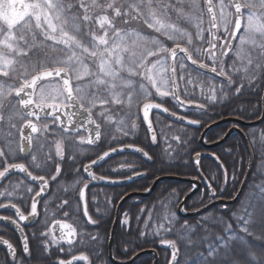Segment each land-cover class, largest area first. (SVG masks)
<instances>
[{
  "label": "snow or ice",
  "instance_id": "1",
  "mask_svg": "<svg viewBox=\"0 0 264 264\" xmlns=\"http://www.w3.org/2000/svg\"><path fill=\"white\" fill-rule=\"evenodd\" d=\"M133 23H142L151 32L135 30L131 27ZM166 41H171V46ZM182 43L184 46H181ZM177 49L184 55H179ZM186 60L198 69H207L205 72L191 70L205 81L224 78L207 85L206 98L212 103H236L247 94L255 93L259 97L257 104L246 107L239 103L233 114L241 119H251L253 113L264 110V0H0V181L9 180V186H3L0 191V198H3L0 208L10 206L14 209L18 219H12L11 223L22 237L23 254L18 257L16 248L7 239L0 240V244L6 246L13 264H32L33 260L43 259L30 249L29 237L24 233L22 223L30 221V218L35 220L40 215L38 204L41 200L38 198L47 194L50 180L61 176V165L65 160L63 139L54 141L55 159L50 153H45L46 159L40 162L33 154L34 141L36 151H42L49 143L50 136L47 134L59 131L71 135L81 129L88 131L89 136L87 140L80 136V144L98 146L102 135H110L113 141H118L135 133L142 111L151 141L157 143V135L164 137L165 133H158L153 127L150 114L154 109L165 113L169 109L163 108L160 103L142 101L152 96L150 85L159 97L171 95L183 108L185 101L179 98L175 89L178 69L179 79L183 81L185 78ZM205 60L211 63H205ZM169 69L170 76L166 75ZM209 72L215 77H210ZM46 80L56 83H39ZM187 83L193 81L190 79ZM13 93L26 110L23 113L14 112L15 105L6 103ZM96 109L98 111L94 113ZM94 114L100 122L93 118ZM17 116L21 119L34 116L36 121L51 118L53 123H58L51 129L44 123L41 129L31 119H25L18 128L13 122ZM199 123V119L187 120L188 125ZM104 124L113 125V131H102ZM88 125L94 127L89 128ZM172 139L181 142L179 135ZM183 143L187 146V139ZM124 147L134 148L148 160L153 159L141 147L126 144L119 151H123ZM168 149L171 151L160 157L164 167L179 155H172L176 149L171 144ZM116 151V147H111L98 159L83 165V171L91 181L107 180L103 175L97 176L92 165ZM228 152L231 154L232 149ZM21 154L31 155L28 165L19 162ZM69 159L74 160V157L69 154ZM214 160L223 172L224 187L219 191H226L231 184L232 193L227 198L235 199L239 195L236 186L241 183L236 167L240 161L236 160L229 168L219 156H215ZM194 163L200 166L199 153ZM73 170L76 174L80 173L75 166ZM12 173H23L36 182L37 190L26 187L27 193L32 194L27 214L21 206L12 202L18 199L17 190L21 186L11 183ZM201 175L204 176L203 173ZM204 178L210 192L209 199L220 198L214 187L218 179L215 172L210 171ZM81 181L79 175L67 181L64 190L71 195L62 199L57 207L69 205L63 211L64 216H69L72 201L78 195L73 216L83 204V216L87 217V223L96 225L102 217L94 219L89 215L85 192L88 182L77 188ZM108 204L111 205L110 198ZM222 207L229 209L228 205ZM203 218L207 219V215ZM8 219L10 217L0 215V221ZM151 219L152 213L149 212L144 229L139 233L141 237L146 234L145 229ZM165 219L173 225L175 213L166 214ZM136 223L139 225L140 216L136 217ZM55 224L59 225L60 237L57 240L52 236L51 243L64 242L68 248L61 247L59 251L73 253L70 259H59L58 264H74L77 261L90 264L88 255L73 252V246L77 244V227L60 220H56ZM211 224L216 227L201 225L202 234L199 235H194L197 231L195 226L184 225L181 227L185 230H177L174 238L162 239L161 243L171 249L169 264H180L181 244L188 249H197L192 264H264V243L255 245L248 240V237H254L264 241V235H257V229L264 233V180L253 184L252 190L241 199L239 207L231 211L230 216L225 212L213 219ZM121 225L126 230L131 227L128 213H124ZM160 227L166 232L172 231L171 226L161 224ZM50 231L41 235L48 236ZM86 231L81 229L80 244L87 239L100 242L98 235H86ZM33 239H36L35 233ZM43 244V252L50 255L49 242L45 240Z\"/></svg>",
  "mask_w": 264,
  "mask_h": 264
},
{
  "label": "trees",
  "instance_id": "2",
  "mask_svg": "<svg viewBox=\"0 0 264 264\" xmlns=\"http://www.w3.org/2000/svg\"><path fill=\"white\" fill-rule=\"evenodd\" d=\"M134 27L139 28L137 24H132ZM131 25V27H133ZM120 27L128 28V25H120ZM139 29H142L139 28ZM182 46L183 43H182ZM187 65V64H186ZM188 66V65H187ZM193 68L188 66L185 70V78L183 81L179 79V69L177 71V84H178V93L179 98L184 100L185 103L195 105V107H190L186 110H181L180 107L174 102V100L170 98H155L151 101L156 103H160L165 108H168L171 112L181 115L186 119H199L201 129H194L191 127H186L180 125L178 123L172 122L166 119L163 116L154 115L152 117L153 127L159 133L163 131L165 133L164 137L157 135V143L153 144L147 130L141 120L137 121L139 128L135 131L133 135H129L126 137H121L118 141H113L110 135H103L102 142L98 148H90L86 144H75L72 142L73 136L66 135L62 132L58 131L59 139L65 138L64 140V148H65V160L62 163V174L60 177H57V180L51 181L50 193L47 199H51L47 206L44 209L45 213V221H66L69 223H73L75 227H77V244L73 246V252L77 255L83 253L89 256L90 264H108L107 260V242L108 235L112 225V219L114 215L115 207L118 201L131 191H145L147 190L152 182L158 177L164 175H172L178 177L191 178L195 177V171L192 164V157L195 153H198L201 149L198 146V139L200 136L201 130L212 123L213 121L223 119L226 117H236L233 114V110L238 106L239 103H242L244 106L248 107L251 105L257 104L259 97L255 93L247 94L242 101H237L236 103H212L210 100L206 98L208 95L207 85L209 83H215L216 81H223L224 78H215L214 81L208 80L205 81L202 77H197ZM197 71V70H196ZM210 76V75H209ZM212 77V76H210ZM192 80L193 83H187L188 80ZM226 83V81H225ZM217 87L219 85L217 84ZM187 93V95H186ZM145 101H142V103ZM141 103V106H142ZM197 105H203V108L197 107ZM206 114H201L205 113ZM259 113H253V118L251 119H243L248 121H253L254 119L259 118ZM140 117V115H139ZM94 118L98 119L95 114ZM241 119V118H240ZM98 122L100 120L98 119ZM45 123H47L45 121ZM44 124V123H43ZM49 128H55L56 125L52 123H47ZM110 124H104L102 129H108ZM111 128L113 125L110 126ZM227 127L220 126L212 130L206 137L207 143L216 142L221 139ZM113 129V128H112ZM110 129V132L111 130ZM257 130H260L258 134H255ZM113 131V130H112ZM247 138L249 140L253 156H254V166H253V174L247 185L245 193L242 198L245 197L251 190L253 184H259L264 177L261 176L262 170H264V124L256 129H248L243 130ZM251 133V134H250ZM116 135H120L119 133H115ZM255 134V135H254ZM179 135L181 137V142H177L175 139H172L173 136ZM252 135V136H251ZM57 138V136H55ZM259 137V139H258ZM187 139V146L184 145L183 140ZM49 143L54 144L53 141H49ZM48 143V144H49ZM131 144L134 146H140L145 151L149 152V155L153 157L149 162H145L139 157L133 155H123L120 157H116L106 163L103 167L99 168L97 173L99 175H103L107 178L111 179H119L123 177H127L135 172H142L145 174L144 178L138 180L134 184L129 187H121V188H105L100 186L90 185L86 190V198L88 203V211L89 215H91L94 219L97 216L102 217L100 223L96 225H91L88 227L82 220L81 214L83 212V204L80 205L79 211L76 213L75 217L73 216V211H75L76 205L75 200H78V195L72 201V211H70L69 216H64L63 211L65 208H69V205H64L63 208H58L57 206L61 204L62 199L67 198L71 195V192H65L63 188L66 186L68 180L72 179L74 176H81V170L79 174H76L73 170V166L81 169L82 165L86 162L92 160L93 158L99 157L100 153L110 149L111 147H116L119 145ZM171 144L175 152L172 153L173 156H176L177 153L178 158L175 159L169 166L164 167L160 163V157L165 155L166 151H171L168 149V145ZM232 149L231 154H229L228 150ZM212 153L216 156H219L221 160L225 162V166L231 168L236 160H239L240 163L236 164L237 171L240 174V181L244 177L245 171L247 169L248 164V155L247 151L242 143V140L237 136H232L226 143L217 149H215ZM53 149L51 151V155H53ZM69 154L74 157V160L69 159ZM55 159V155H53ZM200 169L204 176L209 175L210 171L215 172L218 177L214 187L217 188V194L221 192L219 189L224 187L223 184V172L220 170L212 159H203L200 163ZM52 171L54 174V165L52 166ZM261 172V173H260ZM83 180L80 184H78L77 188L83 186ZM241 183L236 186V191H238ZM190 187L188 185H184L176 182H165L162 185H159L155 193L148 200L141 201L140 204L135 205L133 203L127 202L124 204L121 210V219L123 218L124 213H128L130 217V225L129 229H125L121 225V219L117 226V231L114 239V255L119 260L129 259L135 253L142 251L144 249H155L159 253V263L158 264H166V253L159 249V244L162 239H172L174 238V234L177 230L184 231L185 229L181 226H195L197 231L194 235H199L201 233V225L208 224L210 227H216L211 224V221L216 217L222 215L227 212L228 215H231V211H235L241 202L240 201L234 205L229 207V209H225L223 207L216 208L210 213L206 214L207 219L203 217L188 221H181L176 218L173 225H169L168 220L165 219L166 214H171L175 210V206L181 201V199L189 192ZM232 193V186L229 184L227 186V190L222 192V196L227 198ZM209 192L207 190L201 191L197 194L188 205H186V209L191 211L198 208H201L207 204L209 199ZM95 197V199H93ZM108 198L111 199V205L108 204ZM46 199V200H47ZM228 199V198H227ZM98 206V207H97ZM143 210V213H141ZM152 213V219L148 220V228L145 229V235L143 237L140 236V230L144 229V221L148 219V213ZM140 216V223L137 225L136 217ZM44 221V222H45ZM46 222V223H48ZM163 224L165 227H172L171 232H166L164 228H161L160 225ZM38 226H35L31 229L26 230V235L29 237V247L33 251L34 255H38L37 253V239H38ZM88 228H91L88 230ZM45 229V226H44ZM81 229H86L87 233H91L92 235H98L100 238V242L91 241L87 239L85 243L80 244V232ZM158 232V234H157ZM33 233H35L36 239H33ZM151 234H155V238L153 240L150 239ZM257 235H264V233H260L259 229H257ZM13 237V236H12ZM47 240L49 242V250H50V235L44 237V241ZM248 240L251 244H262L264 241L255 239L254 237H248ZM131 241V243H129ZM65 248L66 246H56L52 252L49 254H45L43 259V264L56 263L59 259H69L73 253L68 252H60L59 248ZM181 248V254L179 257L180 264H192L197 253V249L195 247L188 249L185 248L183 244L179 245ZM127 249V251H125ZM202 250V249H200ZM152 259L150 257L143 258L139 260L136 264H151ZM32 264H39L38 261L33 260ZM78 264H85L78 263Z\"/></svg>",
  "mask_w": 264,
  "mask_h": 264
},
{
  "label": "water",
  "instance_id": "3",
  "mask_svg": "<svg viewBox=\"0 0 264 264\" xmlns=\"http://www.w3.org/2000/svg\"><path fill=\"white\" fill-rule=\"evenodd\" d=\"M177 52H178L179 55H182V56L184 55L183 53H179L178 49H177ZM169 63H171V61H169ZM187 63L191 67H193V68H195V69H197L199 71H202V72L207 71V69H198V66L191 65L190 61H187ZM168 73H169V75H171L170 69H169ZM211 74L215 76V74H213V73H211ZM41 82H43V81H41ZM175 90H176V93H177V87H176ZM177 95H178V93H177ZM16 98H17V101H18L19 98L18 97H16ZM184 107H189V106L184 103ZM19 108H20L21 113L26 111L20 104H19ZM45 111L47 112V111H50V110L49 109H45ZM154 113H158L160 115H163L164 117H166V118H168V119H170L172 121H175V122H177L179 124H182L184 126H189V127H193V128H199V124L198 125H188L187 124V119H185V118L184 119H180V116L174 115L171 112L165 113V112H163L161 110L154 109L152 114H154ZM152 114H150V119H151ZM84 115H86V113H84ZM141 117H142V120H143L142 111H141ZM262 117H264V110H261L260 118L256 119V121H252V120L251 121H244V120H240V119H237V118H231V119L230 118H225V119H221L219 121H215L212 124L210 123V125H208L201 132V135H200V138H199V141H198V144H199L200 148L203 150L202 152L199 153L200 162H201V160L205 159V158H211L212 157L214 159L215 156L211 152L214 149H216L217 147L223 145L225 143V141L229 140V138L232 137L233 135L239 136L240 139L242 140V142L244 144V147H245V149L247 151V155H248V165H247V170L245 171L246 173L244 175V178H243L242 183L240 185V188L238 190L239 195L236 196L235 199H232V200L218 199V200H215V201L211 202L207 206H205V207H203V208H201V209H199L197 211H193V212H187L186 211L184 205H186L193 198V196H195V194L199 193V191L202 189V187H205L209 191V189L207 187L206 180H205L204 176L201 175L202 172H201L200 166L197 167V165L194 163V161L196 159V154H197L196 153L193 156V158H192V164L194 166L196 177H193V178H182V177L169 176V175L161 176V177L157 178L152 183V186L147 191H145V192H132V193L127 194L123 198H121V200L119 201V203H118V205L116 207V210H115L114 222H113L110 234H109V240H108V244H107V250L106 251H107V257H108L109 264H134L140 258H143V257L145 258L147 256H151L153 258L152 264H158V259H157L158 258V254L153 249H149V250H145L144 249V251H141V252L135 254L128 261H125V260L124 261H118V260H116L114 258V256H113V251H114L113 250V242H114L113 239L115 237V232H116L115 229H116L117 224H118V220H119V216H120V210L122 209V206L127 201H129L131 199H136L137 201L135 203H138L140 199H149L154 194V192L156 191L157 187L160 184L162 185V183H164V182L182 183V184H187V185H189L191 187L190 192L182 199V201L179 203V205L176 208V215L181 220H189V219L199 218V217L203 216L204 214L209 213L211 210H213V209L215 210V208L218 207V206H222V205L233 206V205H235L236 202H238L240 200V198L242 197V195H243L242 192H244V190H245V188H246V186L248 184L247 181H249L250 178H251V175H252V172H253V164H254L252 150H251V148L249 146V143L247 141V138L244 135L242 130L243 129H249V128L252 129V128L261 126L264 123V118H262ZM25 118L26 119H31L34 123L40 122V121H36L34 116L33 117H25ZM76 119H79V117H77ZM45 120L52 121L51 118H47ZM56 123H58V122H56ZM144 124H145V126L147 128V124L145 122H144ZM222 125H229L230 126V128L226 131L225 136L222 139H220L219 141H217V142H215L213 144L212 143L211 144L205 143L207 134L209 132H211V130H213V129L219 127V126H222ZM88 127L89 128H93L94 126L93 125H88ZM25 131L27 132L29 130L25 129ZM78 133H85L87 135V138L89 136V132L84 130V129H81L80 132H72L71 134H78ZM35 135L36 134H34V136ZM150 136H151V134H150ZM89 146L97 147L96 145H89ZM120 147H122V146L116 147L117 151L114 152V153H111L110 156L106 157L103 161H99L98 164L92 165L93 172H95V170L100 168L102 165H104L106 162H108L109 160L113 159L114 157H117V156H120V155H125V154L136 155L137 157H140L141 159H143L145 161H149L146 157H144L142 155V153L134 151V148L124 147L123 151H119ZM21 156L26 158L29 155L25 156V155L21 154ZM96 159H98V158H96ZM12 174H14V173H12ZM18 174H21L27 180V182L29 181L30 183L36 185V182L31 181L28 177H26L25 174H23V173H18ZM83 176H84L85 180H87L89 182H92V183H94L96 185L105 186V187H120V188L122 186H128V185L132 184L133 182L143 178L142 177L143 174H141V175H132L131 176L132 177L131 180L127 179L128 178L127 177V178H124V179H121V178L120 179H115V180L107 179L106 181L94 182V181L90 180V177H88L87 174L84 173V171H83ZM3 181H0V183H2ZM112 181H115V183H113ZM48 192H49V188H48L47 194H48ZM47 194L44 197H41V198H38V199H40L42 201L47 196ZM182 209H184V210H182ZM3 210H8V211L12 210L14 212V209H12L10 206L7 207V208H3ZM36 220H37V218L35 220H32L30 218V221L23 222L22 224L25 225V226H31V225H33L36 222ZM0 224L6 225V226H10L19 235L20 239H22L20 233L17 231L15 226L11 223V220L0 221ZM51 233H52L53 236H55L57 238V240H59L60 231H59V225L58 224L54 223L52 225ZM61 243L64 244V245H67L64 242H61ZM0 246L2 247L3 245L0 244ZM3 247L6 248V246H3ZM160 248L163 249V250L168 251L170 253V255H171V249L166 247L164 244H161ZM169 258L171 260V256ZM77 262H79V261H77ZM77 262H74V264L77 263Z\"/></svg>",
  "mask_w": 264,
  "mask_h": 264
},
{
  "label": "flooded vegetation",
  "instance_id": "4",
  "mask_svg": "<svg viewBox=\"0 0 264 264\" xmlns=\"http://www.w3.org/2000/svg\"><path fill=\"white\" fill-rule=\"evenodd\" d=\"M27 160L23 159L21 156L19 157V162H24L27 165ZM11 183L12 184H20V188L17 190V197L18 199H13L12 202H16L18 204V206H21L22 210L25 211V214H27L30 211V205H31V193H27L26 191V187L27 186H31L33 187L34 191L37 190L36 189V185L34 184H30L29 182H27V180L21 176L18 173H14L11 175ZM3 186H9V180L6 179L3 183H1L0 185V191L3 189ZM8 201H6L5 203H7ZM38 212L40 213V215L37 217L36 223L34 225H32L33 227L38 226V245H37V253L38 255L44 257V252H43V248H44V237L42 236L41 233L45 232L44 229V221H45V213L44 211L38 207ZM0 215L6 216V217H10V219L8 220H12V219H18L15 216V212H13L12 210H3V208H0ZM85 224L88 225V227H91L92 224H88L87 223V218H84L82 220ZM23 228H24V232L28 229L31 228L24 226L22 224ZM91 228H88V230H90ZM50 230V229H49ZM51 235V233H50ZM13 236V237H12ZM52 236V235H51ZM2 239H7L9 240L10 243H12L14 245V247L16 248V254L18 257L22 256V245H21V239L18 236V234L10 227V226H6V225H2L0 224V240ZM54 250V249H53ZM50 251L52 252V248H50ZM39 264H43L44 263V259H42L41 261H38ZM79 263H83V262H79ZM85 263V262H84ZM0 264H13L12 258L8 252V250L5 247H1L0 246ZM50 264H58V261L56 263H50ZM78 264V263H77Z\"/></svg>",
  "mask_w": 264,
  "mask_h": 264
},
{
  "label": "rangeland",
  "instance_id": "5",
  "mask_svg": "<svg viewBox=\"0 0 264 264\" xmlns=\"http://www.w3.org/2000/svg\"><path fill=\"white\" fill-rule=\"evenodd\" d=\"M205 20H207V17H205ZM134 24H137V26H140L139 28H141L142 27V29H139V28H136V27H134L133 25V29H135V30H138V31H141V32H151V30L150 29H148L147 28V26L146 25H144V24H142V23H134ZM205 27H207V23H205ZM193 32L195 31V29H191ZM205 36H207V32H205ZM161 39H165V38H161ZM50 43V42H49ZM166 43L167 44H169L170 46H171V41H166ZM154 59V58H153ZM205 63H208V64H210L211 62L210 61H207V60H205ZM166 75H169V73L167 72L166 73ZM49 83H52L53 85H55V81H51V82H47V83H43V84H49ZM73 83L75 84L76 82L75 81H73ZM145 83H147V82H145ZM16 84H19V81H16ZM148 87H149V90L151 91V93H152V96L151 97H149V99L147 100V101H145V102H149V101H151L152 99H155V98H161V97H159V95L158 94H156L155 93V89H152L151 88V86L150 85H148ZM171 95H169L168 97H164V98H169ZM16 99H15V97H14V93H13V95L11 96V97H9L8 98V101H6V103H8V102H10L11 104H14L15 105V108L13 109V111L14 112H19L20 113V111H19V106H18V103H17V101H15ZM96 111H98V109H96V110H94V113L96 112ZM140 114V113H139ZM5 115H7V110L5 111ZM14 123H16L17 124V127L19 128L22 124H23V122H24V119H21L19 116H17V117H15L14 118V121H13ZM111 124L110 125H108V126H106V127H108V130H109V132H110V129H112L111 127ZM42 127H43V125H41V129H42ZM106 129V128H105ZM227 129V128H226ZM113 130V129H112ZM112 130H111V132H112ZM13 131H15V130H13ZM256 133L255 134H258L259 132H260V130H257V131H255ZM251 134V133H250ZM254 134V135H255ZM47 135H49L50 136V139H49V141H56V140H61V139H63V138H61V139H59L58 137H59V135L58 134H47ZM55 136H57V138L55 137ZM252 136V135H251ZM74 138H73V140H72V142L73 143H75L76 145L77 144H80L79 143V137L80 136H73ZM84 138H85V140H86V137L84 136ZM17 139H18V134H17ZM258 139H259V137H258ZM64 140H65V138L63 139V143H64ZM52 149H53V152H54V154L53 155H55V144H51V143H49V144H47V145H45V147H44V149L42 150V151H36V141H34V143H33V154H35L36 156H37V162H40V161H43V160H45L46 159V156H45V153H50L51 154V151H52ZM101 153H103V151L101 152ZM100 153V154H101ZM52 155V156H53ZM28 163H30L31 162V157L29 158V161H27ZM86 163H88V162H86ZM85 163V164H86ZM85 164H83V165H85ZM83 165H82V167H81V169L83 168ZM80 169V170H81ZM35 170V169H34ZM38 171V170H37ZM82 171V170H81ZM261 173V172H260ZM261 176L262 177H264V170H262V174H261ZM52 180H50V182H51ZM78 186V185H77ZM65 187V186H64ZM63 189H65V188H63ZM3 190V189H2ZM1 190V191H2ZM222 193V192H221ZM220 193V194H221ZM0 200H3V198H0ZM51 200V199H50ZM49 199H47V200H45L44 202H43V205H42V209H43V211H44V209H45V207L47 206V204H48V202L50 201ZM3 202H6V200H4ZM46 202V203H45ZM175 208H176V206H175ZM174 213H175V210H174ZM81 217H82V219L83 218H85L84 216H83V212H82V214H81ZM87 218V217H86ZM151 236L152 237H150V239L151 240H153L156 236H155V234H151ZM168 257V255L166 254V258ZM145 258H148V256L147 257H145ZM143 259V258H142ZM141 260V259H140ZM167 260H168V258H167ZM139 260H137L134 264H136L137 262H138ZM166 263H167V261H166Z\"/></svg>",
  "mask_w": 264,
  "mask_h": 264
},
{
  "label": "bare ground",
  "instance_id": "6",
  "mask_svg": "<svg viewBox=\"0 0 264 264\" xmlns=\"http://www.w3.org/2000/svg\"><path fill=\"white\" fill-rule=\"evenodd\" d=\"M210 133V132H209Z\"/></svg>",
  "mask_w": 264,
  "mask_h": 264
}]
</instances>
